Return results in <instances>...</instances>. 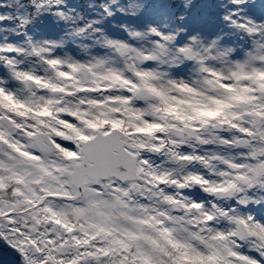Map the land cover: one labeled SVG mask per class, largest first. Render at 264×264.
Wrapping results in <instances>:
<instances>
[{
  "label": "snow or ice",
  "instance_id": "obj_1",
  "mask_svg": "<svg viewBox=\"0 0 264 264\" xmlns=\"http://www.w3.org/2000/svg\"><path fill=\"white\" fill-rule=\"evenodd\" d=\"M0 264H264V0H0Z\"/></svg>",
  "mask_w": 264,
  "mask_h": 264
}]
</instances>
